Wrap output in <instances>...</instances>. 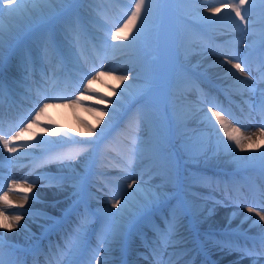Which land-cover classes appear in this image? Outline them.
<instances>
[{
	"label": "bare ground",
	"instance_id": "6f19581e",
	"mask_svg": "<svg viewBox=\"0 0 264 264\" xmlns=\"http://www.w3.org/2000/svg\"><path fill=\"white\" fill-rule=\"evenodd\" d=\"M70 1L71 0H24L21 5V10L18 13L10 14L7 11L0 13V25L3 26V33L0 35L1 60L3 59L5 53L14 49L26 36H28L27 39H32L36 43L39 42L41 36H37L32 32V30L46 26L49 20H59V22L64 20L68 16L67 13L73 12L72 9L76 8V6H73V2L69 5ZM111 2L113 6H111L110 9L114 11V4L118 2L113 0H111ZM215 7H221V12L213 14L208 11L209 8H197L195 9L197 13L196 15L199 18H206L215 15L219 17L220 23L225 22L226 25H228L227 22L232 21V17L235 16L234 12L231 13L230 17L227 15V13L231 12L230 9L223 8L221 5L214 6L212 8ZM76 9L78 10V13H81L79 6ZM104 13L108 14L106 12ZM169 15L170 11L166 9V20L171 18ZM99 16L102 19L101 21L106 23V19L103 14ZM109 16L112 18L114 15L112 16V14H110ZM121 16L122 15H119L116 18ZM250 18L254 21H264V10L253 13L250 15ZM121 19H123V17H121ZM236 19L238 20L239 18ZM115 31L116 29L112 33L110 32L109 36L111 39L112 34L115 33ZM64 32L65 34H68L67 30ZM89 33L96 37L95 39L100 43V46H102V51L100 48L96 47V51L94 52L95 63L99 62L103 67L118 66L119 60L127 58L129 55V50L126 48H116L112 51V55H110L109 49L107 51L106 48H104V43L101 45L100 34H103L102 30L98 28H91L89 29ZM197 37L201 38L199 36ZM193 38L194 37L187 36L186 42H190ZM228 39L229 37H222V41L224 42H228ZM211 40L216 41L218 39L211 38ZM235 43L236 44H234V48L232 50L221 51L216 55L207 53L204 49L194 45L182 46V48L177 51V64L181 63L182 65H185L184 70H187L190 76H184V79L181 81L177 79L176 75H172L169 80L170 86L166 90V97L170 101L180 100L188 103L192 107L198 106L199 109L189 116V118H186L185 125L188 126L196 122H202L207 128L210 124L208 121H214V117H211V113L209 112V105L213 106L221 104L220 100L213 103L210 97L206 98L208 92L202 91L198 85L194 88L198 91V93H202V96H204L203 102L206 103V105H202L197 97L190 96L195 93L194 89L191 88L190 90H187V85L184 81H195L198 82L199 85L203 86L200 83V75H203L208 79L207 82H214L224 90L225 94L222 95V104L225 105V103H228L231 107L230 110L229 107L225 106L224 118L230 127L234 126L240 128L242 135H251L252 133L257 132L259 129L258 126H264V115L262 116V114L251 105V95L257 94L262 90L264 81L262 76L260 77V72H263V70L258 72V64L254 65L252 61L244 60L242 58L240 47L237 45L239 44L238 41ZM73 44H75V41ZM3 49H5V52H3ZM54 50V53L51 51L42 53L39 58L34 61V63H32L28 57L19 59L14 58L8 65L5 66L7 67V70H2L1 72L8 76L10 74H15L17 76H26L29 79L32 77L36 78V84H34L32 88L27 89L28 93L25 92V94L32 93V98L30 100L23 99L24 101L33 102L34 100L50 99L53 102L44 103L32 116V120L35 117L37 123L40 124L30 126V130H32L34 134L39 133L37 134L38 138H35L34 134L29 136L27 132L23 131L20 139L13 141L10 144V147L16 149L15 152H9L3 147V144L0 143V189L7 187L8 184L13 181L17 182V184L22 187H27V185L30 184L27 182L25 183V180L34 181L35 183L39 181L47 182L46 179L50 175L34 179L37 174L45 170H50L52 173L55 170H67L69 172L81 174L86 173L85 168L92 166L94 164L93 161L98 158L93 151L99 145L94 147V144L97 143L96 139H98L100 135L101 137L104 136L103 129L107 128L119 117H122L123 111L127 107H130V105H133L137 110H141V107H139V98L135 97L129 91L128 84H133L131 77H129L128 80H119L117 77L125 75H117L108 71H102L99 74L94 75L95 79H93L92 76L91 79L87 81V84L80 87L79 91L77 93L75 92L73 98L70 100H59V98H61L59 97V94L62 92V94H66V91L70 86L69 84L65 85L64 90L57 96L54 97L52 92L48 95L47 91L52 90L55 82H51L50 78L46 80L43 77H41L42 81L38 82L37 78L54 69L56 65H58V68L61 67L60 61L58 60L60 51L56 48ZM184 50H186V52ZM244 50L245 53L249 51L246 48H244ZM108 54L110 58L113 57L115 59H110ZM74 55V53H70L67 56L68 63L75 61ZM77 58L78 61L86 63V67H88V70H85L86 72L82 76L83 78H86L94 68V66L90 65L91 63H88L91 62L93 58L87 57L84 54V49H81ZM229 60H231L232 63H228ZM262 60H264L263 50L260 52V64H262ZM235 63H241L242 66H246L245 72H238L235 68H233V64ZM30 65L32 66V70ZM101 77L105 78L103 83L99 82V78ZM116 79L117 81L114 82ZM59 80V83H64L63 79ZM90 80L91 85L88 86ZM212 87L217 92V89L214 86ZM0 92H3L4 94L3 99H0V132L5 133V130H3L2 127L5 124L3 114L4 109H6L4 98L7 97V92L2 90ZM17 95L20 96L19 94ZM233 102H235L236 105H234ZM45 104H47V108H45L42 112L39 111ZM7 110L9 109L7 108ZM45 111L48 112L47 115H45ZM38 112L39 116L37 117L36 114ZM18 114L19 109H17L16 115ZM12 117L13 113L9 110L7 120L11 121ZM68 121L69 124L67 123ZM130 123L134 125L133 128L143 131L144 136L148 138L150 137V132L152 131L150 128H144L141 125H137L135 122ZM29 124L32 125V122H29L28 125ZM60 124H62V126ZM58 126H60L65 133H59L58 131L60 127L58 128ZM215 133L220 135L219 128L215 131ZM15 135H17V133L6 137L4 135V138L8 139ZM72 135L74 139L83 140L85 142V144H83L85 148L84 150L77 149V151H75L77 155L74 161L62 162L55 160L53 162H48L44 164L43 168H38L31 174H27L24 170V166L27 165L19 167V164H22L19 162L21 159L30 156L31 153H35V151H39L42 147L46 146L45 143L51 142V145H56L66 140H70ZM223 138L229 144H234L233 141H228L224 134ZM35 140H37V142L39 141V144H31ZM94 140L96 141L93 142ZM254 140L259 147L241 150L233 145L234 150L226 151L221 148L220 151L210 156H207L204 153H200V155H189L187 158L181 156L180 167L182 164V168H180L181 171L179 172V176L177 178L179 182L178 185L172 183L168 185H162L158 182L153 183L154 179L152 178L155 176L154 172L146 175L144 177L145 180L134 179L129 176V184H131L133 180L136 181V184H133L132 188L128 187L126 191H122L119 199L121 204L117 205L115 207L116 209L112 211L110 210V204L104 199L106 196L96 194L99 197L97 199L98 201L88 200L91 209L99 212L101 216H112L113 218V225L109 228L112 240H108V236L105 238L106 241H102L101 238L98 239L101 244L100 249L98 250L97 264H116V260H119L122 256V245L123 248L124 246H127L125 249L129 251L130 255V260L124 264H180L184 261L187 258V255L184 256V254L190 252L192 249H185L186 246L192 242L190 240L188 245H185L186 235L184 232L191 229V226L187 223L185 225L182 222L179 232L176 231V227L174 228V231V224H169V226H167L169 222L168 209H166V214L158 221V227H161L159 230L155 227H151L149 230L148 223L144 224L145 226L142 225L140 229L142 228L143 232H147L152 235L161 234L162 238L170 241L171 250L168 249V253H172L173 250H176L173 251L176 255L171 262L168 260L171 256L168 255L167 251L163 254L159 245H154L153 251L155 254H151L152 251L143 244L141 239H139L138 233L140 229L137 231V234L134 231V240L124 238L126 231L133 224V222L138 221V225L142 224L140 222V218L148 210L168 208L170 202L176 199L179 196V193L185 195L190 203V213L195 214L193 217L195 219V223L192 226L197 228H223L238 230L242 233L255 235L264 240V220H260L256 212H248V209L252 207L256 208L257 212H259L260 209L264 210V206L258 204L255 200L252 202V200L248 199L246 196L248 188L246 187L245 182L240 180L241 176H250L246 179L249 183L250 190L256 191L257 198L264 202V181L261 180V175L257 171H254L253 168L255 165H259L264 168V158L259 155V153H264V139H256L254 137ZM147 142L151 144L150 139H147ZM79 145L80 144H77L76 146L78 147ZM71 148L73 150V145ZM132 149L133 148H130V150ZM27 153L30 154L23 155ZM61 157L64 158V156ZM142 159L145 160L146 158L143 157ZM100 161L101 158L99 162ZM191 168L200 169V171H203L206 174V177L204 179H200V177L193 176L190 172ZM215 168L225 170L226 173H223V175L227 177L224 179L225 181H222L214 176L216 174L214 170ZM233 168L238 169V171L231 172V169ZM256 176L260 177V180L256 179ZM74 180L75 178H64L62 180L63 183H60L58 187H35L33 185L31 194H28L29 199L23 202V207H12L7 209L6 214L9 217L19 215L21 216V219L17 226L10 230L0 228V241L7 243L0 246V258L7 261L9 254L12 253L10 247L15 245L16 242L22 243V240H27L31 246L40 240L39 246L36 250L44 248L46 254L43 255L38 253V260L41 264H47L46 261L49 244L52 242L47 243V241L44 240V229L47 228L51 231H57L58 227L56 226V223L59 221L61 212H64L69 208V205L75 204L79 200V195L73 193V190L75 189ZM48 182H55V178ZM185 184L192 186V190L187 192ZM205 185L209 186V188L212 187L216 190L218 189L220 192H222L223 185L226 188H229V190H231V188H236L238 195L236 197L230 195L225 197L229 200V202L226 203L221 202L219 204L218 200L214 199V203L209 205L208 203H204L205 198L210 199V195L207 194L203 199V203H200L199 200L203 197L206 191ZM5 191H8V187L1 191L0 195H3V192ZM207 193H210L209 190ZM21 196L22 195H20L18 191L9 193V199L13 201L14 204L21 203L23 199ZM114 202L115 201H113V204ZM237 203L240 204L236 206L235 204ZM32 207H43L49 213L57 215V217L50 218L47 214H23V212L31 209ZM23 208L25 211L21 210ZM178 214L180 216V220L187 219L185 212L182 211L179 206ZM201 214H204V216H201ZM86 218L87 221H91V223L87 226L81 225L85 226L86 230L91 226H95L98 231L102 230V227L104 230L107 229L106 226H103V223L99 226L102 219L95 220L94 215L88 214L84 216V219ZM141 221H143V219H141ZM2 222V218H0V223ZM69 228L73 233H75L76 229L74 226L70 225ZM119 228H121V230ZM169 230H171V232L168 235ZM62 231L63 230L61 228V234ZM209 242L211 243V246L207 247V250L213 254L212 258L215 260L216 264H264L263 251H256L254 254L250 255L249 251L238 248L229 243H224L222 241L219 242L218 239H210ZM75 246V239H72L71 247ZM80 255L81 259L78 264H89L87 257L89 256V253L81 252ZM181 256H183V258L180 260ZM70 257L71 256L69 255L62 264L66 263ZM187 264L192 263L189 262Z\"/></svg>",
	"mask_w": 264,
	"mask_h": 264
},
{
	"label": "rangeland",
	"instance_id": "374dc122",
	"mask_svg": "<svg viewBox=\"0 0 264 264\" xmlns=\"http://www.w3.org/2000/svg\"><path fill=\"white\" fill-rule=\"evenodd\" d=\"M73 2H76L77 0H72ZM111 0H81L80 3H77V7L79 6V9L81 11L82 16L89 17L93 19V25H96L97 28H100L103 30V34L101 35V45L104 43V48L108 51L110 55H112V51L116 48H126L129 50V55L127 58L121 59L118 62V66H109V67H103L101 63H95L94 61V55L93 52H91V48L89 47V42H87L88 46L85 45L89 50L91 57L93 60L90 62L92 66H94L93 70L87 75L86 78H83V74H79V81L77 82V85L74 86V88H71L70 91L66 92V95L64 97L60 98L59 100H70L73 98L75 92L80 89L84 84H87V81L91 79V77L96 74H99L102 71H108L111 73H115L117 75H126L128 77H131L133 80V84L129 85V91L131 94H133L135 97L139 98V104H142V112L135 118H132V115L128 114L127 118H123L122 121H120V125L118 123L117 129L119 131H114V133L111 135L112 140H115L121 144V147L123 151L117 152L115 151V161L118 162L119 169L114 166L113 169L116 172H107L108 174L112 173L113 175H116L115 177L122 175V178H116L114 176H111V178H105V176H102L99 178L95 175L96 180H92V182L96 183L97 186H100L96 192H92L94 187H91V191H87L90 196H93L94 194L99 195H105L107 202L110 204V210L116 209L113 207V201L119 200L122 194V191H125L128 187V181H129V173L133 172V165L131 163L136 162L135 159L132 158L131 155H126V151L131 153L134 157H137L138 154H140V150H132L130 151L128 149V145H133L136 147V144H130L128 140L131 136V133H127V131H133L134 128H131L128 126V123L131 121V119L135 120L137 125H141L142 127L146 128L148 127V124H153L155 128V134H153L154 138L152 139V144H148V152L152 154V156L156 158H150V161H152V164L155 163V170L159 173H161L164 176L169 177L171 175V172L175 171V177H172V179H169L168 181H175L176 175H177V169L179 164V153L178 149L180 150L182 156H189V155H200V153L207 154L208 156L210 154H214L223 146L224 150H234L235 144H231L232 147H228V142L225 143L223 139L218 138L216 135L211 133V130H208L205 128L202 124V122H196L190 125H185L186 118H189L195 111L199 108L189 106L185 102L181 105V103L177 100L170 101L166 97V90L169 88V80L173 76H177V79L183 80L184 76H190L189 72L187 70L182 69L181 64L175 63V57L178 50H180V47L182 46H189L194 45L198 46L201 49L206 48L207 53H213L217 54L221 51H228V47L224 45V41L222 42H213L210 43L207 40L204 39V37H208V35L214 36L216 39H222V37H229L228 42H226L227 45L234 48L235 42L238 41L240 51L242 52V58H247V55L244 56L243 48H248L249 50H256L258 48H261V46L264 44V23L260 24V22L250 19L247 24V30H244V25L242 24L240 27H237L233 21L227 22L228 25H226L225 22L220 23L219 17L215 20H209L208 17L206 18H199L196 14L197 8H212L214 6H218L221 4L228 3L230 1H234V3H239V0H154V15L150 19L146 29L142 31V33L139 35L138 39L133 41L132 36L136 34V28H133L131 33H128V40H112L110 38V32L112 33L115 29L122 27L125 20H127L128 15H130V7H134V0H119L120 2L115 3V15L112 18L110 13L108 12V3ZM116 2V0H113ZM248 8V12L246 15V18L250 17L253 13L261 12L264 10V0H248V5H246ZM85 10H84V9ZM166 9L170 11L171 18L169 20H166L165 12ZM78 10L75 8L73 9L74 15L71 14L70 21L58 22L49 20L46 26L41 30L38 31L36 34H41L42 38V44L43 46L48 43V37L55 34L57 37V33L63 34L60 38L57 39V44L59 46L63 47V53L70 54L74 53L75 62L71 64L73 69H79L81 72L83 70H88L86 67V63H83L81 61H78V54H80V44L78 40V36H75L74 34H78L77 30V24L83 17L81 14L77 13ZM104 12L108 13L105 14ZM106 19V25L105 22H102L99 15H102ZM118 14V15H117ZM242 14H244V10L242 9ZM122 15L123 19L121 17L116 18L117 16ZM127 15V16H126ZM77 16V17H76ZM72 21V22H71ZM76 21V22H75ZM77 23V24H76ZM109 23L110 26L107 24ZM205 23V24H203ZM139 24V21L137 22ZM171 27L173 28V35H177V39L174 40V37L171 35ZM66 25L69 26V34H65L62 31L66 28ZM263 27H262V26ZM89 27H91L89 23ZM115 28V29H114ZM44 30V31H43ZM187 36L194 37L190 42H186ZM202 37V38H198ZM83 40V39H82ZM75 41V44L72 42ZM131 41V42H130ZM24 43V42H23ZM23 43L19 50L16 52V56L19 55L20 49L23 47ZM191 43V44H189ZM248 45V46H247ZM84 46V45H83ZM100 50L102 51V46L100 47V44L97 45ZM32 48V46L30 45ZM143 47V48H142ZM186 52V50H184ZM109 56V54H108ZM83 58V57H82ZM110 58V56H109ZM84 59V58H83ZM110 59H115L111 57ZM86 61V60H85ZM70 65V63H69ZM174 66V67H173ZM177 66V67H176ZM260 69L264 70L263 64H261ZM68 70H71L67 68ZM258 69V70H260ZM158 70V71H157ZM157 73V74H156ZM104 77L99 78V82H104ZM117 79L114 81L116 82ZM264 81V80H263ZM113 82V83H114ZM187 85V90H190L191 88L195 89L197 85L199 88L204 91L208 92V95L210 94L211 97L214 99L215 95L211 90L203 83L201 84L204 86L199 85L198 82H190L188 80L184 81ZM264 86V83H263ZM205 88V89H204ZM195 92V90H194ZM200 96H202V93H199ZM199 94L194 93L193 95H190L191 97H197ZM207 95V96H208ZM66 96V97H65ZM167 99H166V98ZM252 102L251 105L258 110H260L262 113L264 112V91H260L257 94L251 95ZM260 97V98H259ZM169 100V101H168ZM46 102H53L52 100L45 101V99L41 102H34L33 104L28 105L24 110L20 112V114L17 116L16 121H14L11 125L7 126L6 128V134L12 135L14 131H21V129H24L25 132L29 136H32L34 132L30 130V127H28V123L32 122V116L34 113L37 112L38 107L41 106L43 103ZM150 102L159 104V110L157 116L154 117L153 114H151L146 106L150 104ZM27 104V103H24ZM173 108L175 110V117L174 119H178L175 122V127L172 129L173 133H177L178 136L175 143L171 145V138L169 135V141L167 144L171 145L172 150L174 149L175 152L170 154L171 162L168 165H171L172 169L169 171L170 174H168V171H166V165L160 164L159 160H165L168 156L167 152L168 150L165 149L162 154L159 155V157L156 155L158 149H159V143L160 140L163 138L164 140L168 138V131L170 124L165 118V109H171ZM259 111V112H260ZM171 114L173 111H170ZM260 112V113H261ZM128 113V112H127ZM48 112L45 111V115H47ZM121 118V119H122ZM159 118V119H158ZM158 119V120H157ZM123 122V123H122ZM177 122V123H176ZM69 124V121L67 122ZM59 124V123H58ZM40 125L37 122H32V125L35 126ZM62 126V124H60ZM67 125V124H66ZM68 126V125H67ZM60 126H58L59 128ZM66 129V128H65ZM68 131V130H67ZM59 133H65V131L60 127ZM150 132V131H149ZM39 134V133H37ZM34 134L35 138H38V135ZM134 134L136 137H139L143 132L141 131H134ZM152 134V132H151ZM150 134V135H151ZM206 138V139H205ZM211 141H209L210 139ZM205 139V141L203 140ZM71 140L73 141L74 138L71 136ZM146 139H144L145 141ZM51 141V140H49ZM69 141V140H68ZM39 142V141H38ZM37 140H35L31 144H39ZM45 144H51V142L45 143ZM71 144V143H70ZM70 144H67L62 149H58L57 151L60 152L61 156H64L61 161L65 162H72L74 161L76 157L77 149L84 150V146L80 144L78 147L76 145L72 148L69 146ZM105 144H112L110 141H106ZM146 144V142H144ZM225 144V145H223ZM170 147V146H168ZM127 148V149H126ZM104 149V148H103ZM105 150V149H104ZM145 151V148L142 149ZM173 150V151H174ZM72 151V152H71ZM104 153H107L104 151ZM127 156V159H125ZM187 156V157H188ZM131 162V163H130ZM43 161H40V164H43ZM97 171L100 172V169ZM144 171V173H142ZM150 171L148 169L140 170L139 174L141 177L146 176V173ZM192 174H200V172H196L194 170H191ZM142 173V174H141ZM29 174V172H27ZM203 174V173H201ZM162 178V177H161ZM74 179V178H73ZM91 179V178H90ZM158 179L160 177L158 176ZM77 180L80 182L78 177L74 180V188L76 191H79V186L75 185ZM62 181V178L57 179L54 183H60ZM109 182V183H108ZM27 183H30L34 185L35 187H52L51 184H39L32 181H27ZM91 183V181H90ZM58 187V185H56ZM95 190V189H94ZM31 194V192L29 193ZM22 197V196H21ZM97 196H93L92 199L96 200ZM210 202L208 199L204 201V203ZM172 209L175 210L174 206H172ZM172 210V211H173ZM28 215V213H26ZM105 220V218H104ZM113 218L110 216V221L112 222ZM172 222H179L176 218H171ZM107 224V223H105ZM108 225V224H107ZM201 238L208 240L206 235H199ZM111 239V236L109 237ZM109 239V240H110ZM230 239V238H229ZM99 245V244H98ZM97 245V246H98ZM247 249L249 250V254L252 255L255 253L254 250H251L249 246L247 245ZM257 249V248H256ZM117 262V260H116Z\"/></svg>",
	"mask_w": 264,
	"mask_h": 264
},
{
	"label": "snow or ice",
	"instance_id": "6c2138e0",
	"mask_svg": "<svg viewBox=\"0 0 264 264\" xmlns=\"http://www.w3.org/2000/svg\"><path fill=\"white\" fill-rule=\"evenodd\" d=\"M24 0H0V13H3L4 11L12 13H18L21 10V5L23 4ZM248 5V0H239V3H228V4H222L221 6L223 8L230 9L231 12L227 13L228 16L231 17V13L234 12L235 16L232 17L233 23L240 27L242 24L245 26L244 30H247V24L249 20L251 19L248 17L246 19V15L248 12V8L246 7ZM242 9L244 10V14H242ZM130 15H128L127 20L124 21L122 27L117 28L115 33L112 34L113 40H128V33H131L133 28H136V34L132 36V40L135 41L138 39L139 35L142 33L144 29H146L150 19L154 15V0H134V7H130L129 9ZM209 12L216 14L221 12V7H215V8H209ZM236 18H239L238 20ZM209 20H215L217 17L215 15L208 17ZM139 21V24L137 22ZM3 33V26L0 25V35ZM131 42V41H130ZM238 59V58H237ZM228 63H232L231 60L228 61ZM233 68H235L238 72H245L246 66H242L241 63H235L233 64ZM95 79V77H93ZM119 80H128V76H120L117 77ZM91 85V80L89 81L88 86ZM59 98V97H57ZM45 108H47V104H45L40 111L42 112ZM209 112L211 113V117H214L215 120L213 121V124L215 126L216 123L219 124V130L223 132L224 136L227 137L228 141H233L235 146L237 148H240L241 150H244L246 148L251 149L255 147H259L255 143L254 137L256 139H264V126L260 127L256 133H252L251 135H242L241 129L238 127H230L229 124L226 122L224 116H222L221 112H217L213 109H209ZM36 116H39V112L36 114ZM210 117V119H211ZM32 122H37L36 118L34 117ZM30 127V124H29ZM24 129H21L20 133H17V135L12 136L8 139H5L4 136L0 135V143L3 144V147L6 148L9 152H15L16 149L10 147V144L13 141L19 140L20 136ZM247 142V143H246ZM227 143V142H225ZM228 147H232L231 144L227 145ZM259 155L264 158V153H259ZM27 181L25 180V183ZM133 184H136V181L133 180L131 184L128 185L129 188L133 187ZM8 191L3 192V195H0V218H2V223H0V228L4 229H12L17 226L18 222L21 219V216L15 215L12 217H9L6 212L7 209L12 207H23V202L27 201L29 199V193L32 190L33 185L28 184L27 187H22L21 185L17 184V182L13 181L12 183L8 184ZM0 191H3L0 189ZM14 191H20L22 194V201L20 204H14L13 201L9 199V193ZM120 200H115L113 207H116L117 205H120ZM248 212H256V214L259 216L260 220H264V211L257 212V209L252 207L248 209ZM0 264H4V260L0 258Z\"/></svg>",
	"mask_w": 264,
	"mask_h": 264
}]
</instances>
